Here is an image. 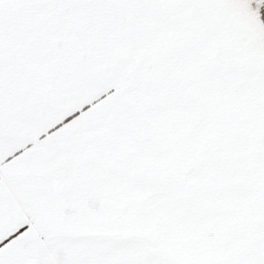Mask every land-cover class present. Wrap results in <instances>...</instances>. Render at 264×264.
Here are the masks:
<instances>
[{
	"label": "snow or ice",
	"instance_id": "1",
	"mask_svg": "<svg viewBox=\"0 0 264 264\" xmlns=\"http://www.w3.org/2000/svg\"><path fill=\"white\" fill-rule=\"evenodd\" d=\"M0 264H264V0H0Z\"/></svg>",
	"mask_w": 264,
	"mask_h": 264
}]
</instances>
